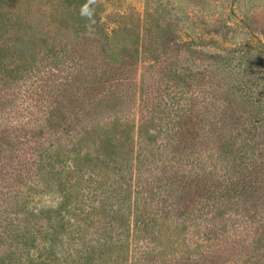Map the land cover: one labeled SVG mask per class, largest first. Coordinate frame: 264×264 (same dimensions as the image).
<instances>
[{"label":"rangeland","instance_id":"obj_1","mask_svg":"<svg viewBox=\"0 0 264 264\" xmlns=\"http://www.w3.org/2000/svg\"><path fill=\"white\" fill-rule=\"evenodd\" d=\"M85 4L91 18L81 15ZM49 29L58 59L41 44ZM256 117H264V0H0V264H14L12 250L27 256L23 223L43 227V210L66 197L40 256L75 264L93 248L92 264H112L99 245L129 217L140 173L146 200L164 203L166 224H179L184 240L155 235V259L139 264H264ZM114 118L130 129L119 127L112 143L101 134ZM241 186L245 194L231 191Z\"/></svg>","mask_w":264,"mask_h":264},{"label":"trees","instance_id":"obj_2","mask_svg":"<svg viewBox=\"0 0 264 264\" xmlns=\"http://www.w3.org/2000/svg\"><path fill=\"white\" fill-rule=\"evenodd\" d=\"M44 34H45L44 39L42 38L41 44L42 45L50 44L49 47L55 48L53 50L51 49V54L53 55L54 59H58V56L59 54H61V52L58 50V48H56L57 43H55L53 40L57 34L56 29H49L47 33H44ZM50 40H53V41L49 43ZM258 80L259 78L255 80L257 85H258ZM141 82L139 83L140 87L141 85H143L141 84ZM238 89H239V86H238ZM139 90L141 91V89ZM140 91L139 93H141ZM256 103L260 104L261 102L256 101ZM256 119L258 120V122L259 121L262 122V120H264V117L262 118L256 117ZM125 120L126 119H124L125 126H124V122H120L119 119L114 118L110 121L107 120L104 123V129H103V131H105L106 133L104 132L101 135L109 137L112 143L115 142L116 141L115 131H117L119 127L121 128L123 127L124 131L125 129L126 131L127 129H130V127H127ZM253 129H256V126H254ZM135 130H136L135 140L134 139L133 140H134V143L136 145H139L141 148V143L142 141H144L143 136H142L143 125L141 123L140 124L138 123L137 126H135ZM141 130H142V133H141ZM126 131H125V134H126ZM245 132H247V134H250L251 131H249V129H246ZM252 133H253V130H252ZM129 134H130V131H129ZM252 136L256 137L257 135H252ZM146 139L150 140L149 136H146ZM101 141H102V144L105 143L103 139H101ZM226 144L227 143H225V145L223 146H226ZM176 152H177L176 149L172 150L171 152L172 160H176L178 158L175 156ZM82 158H79V159H82ZM72 162L74 166L71 164H69L68 166H65V169L68 170L69 174H71L72 171H74L77 166L76 160L74 158H72L71 163ZM141 164H142V160H141ZM91 171L93 170L91 169ZM182 175L183 174H180V178L183 181L184 176ZM4 176L5 175H3V177ZM37 176H38L37 173H34V174L32 173L31 176H29L30 181H32L29 189H31L32 192L35 189H37V184H35V181H34V178H36ZM176 181L178 180L174 178L172 183H170V185L174 187L176 186L177 183L180 184L179 181L178 182ZM134 182H135L134 189L132 190L133 196L130 197V201H132V204H133V209L131 210V212H129V217L125 218V216H123L124 219L121 220L122 223H120V225H118L115 228H111V231L114 230V232L116 233L115 234V238L117 237L116 239L110 240L108 242L109 245H105V244H108L107 242H105L104 244L105 246H102L103 244L99 245L100 252L104 250H106V252L109 251L110 253L109 261H112V264H139L140 260L148 256H152L154 260L156 250L157 251L159 250L156 246L150 247L149 244L152 245V238L155 235H158L159 237L167 238V239H169V237L172 238L174 240L173 245L182 243L184 240V233H182L178 228L179 224H177V226L176 224H170V225L166 224L170 221V219H169V214H168L167 209L164 208V203L153 206L151 204V200L150 201L146 200V197L148 196L146 195V193L150 191L148 193L151 194V190L150 188H147V186L143 183V176L141 175V173L138 175L136 179H134ZM242 187L244 186L237 187V189H233L231 191H235L239 195L245 194ZM63 197H66L65 191H64ZM229 197L230 196L228 195L225 196V198H229ZM67 200L68 198L66 197V200L64 201L61 200V202H59L56 205L57 207H48L43 210V214L47 217V222L46 224H44L43 227L37 229L35 226H32L27 222L23 223L18 237L24 240L23 245L25 247V251L27 252V256L25 258H22V256L15 257V252L12 250L10 252V255H12V260L14 261V264H47L48 263L46 260H44L45 258L40 256L42 255L41 250L44 249V243H46L44 242L45 240L49 241L50 240L49 238L56 237L54 234L52 235L50 232H48L50 231L48 229H52L55 232H58L57 231L58 228H54L53 223L57 222V219H60V216L64 213L65 209H67V207L69 206V202ZM221 201L222 200L220 201L217 200V202L213 204L215 205L214 207H216L218 204L220 205ZM16 204L18 205L19 203L16 202ZM93 211L95 212L96 208H93ZM119 211L120 209L113 210V213L118 216ZM89 214H91V212ZM126 220H127V224L124 223V221ZM60 227L64 228L63 226H60ZM125 230L126 232L123 233ZM62 231L65 232V230L63 229ZM165 232L169 234V237L165 235ZM110 239H113V237H111ZM180 239H183V240L181 241ZM142 243H146V245L150 248H148V250L146 251H142L141 250L142 248L140 246ZM35 250L39 252L37 256H35L34 254H30L31 252L33 253V251ZM94 252L95 251H93V248L90 250L83 249L79 251V253L77 254V258H79V260H77L75 264H92L94 260L93 258ZM164 261L165 260H163V262ZM64 264H68V263L64 262ZM101 264H107V262L104 261Z\"/></svg>","mask_w":264,"mask_h":264},{"label":"clouds","instance_id":"obj_3","mask_svg":"<svg viewBox=\"0 0 264 264\" xmlns=\"http://www.w3.org/2000/svg\"><path fill=\"white\" fill-rule=\"evenodd\" d=\"M95 0H88V3L91 4V3H94ZM92 9L89 8L88 4H85L81 7V15L82 16H87L89 18H91L92 16Z\"/></svg>","mask_w":264,"mask_h":264}]
</instances>
